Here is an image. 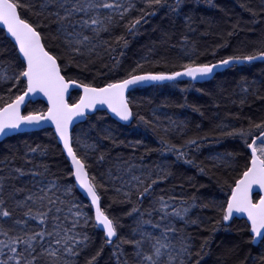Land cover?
<instances>
[{"label":"snow or ice","instance_id":"1","mask_svg":"<svg viewBox=\"0 0 264 264\" xmlns=\"http://www.w3.org/2000/svg\"><path fill=\"white\" fill-rule=\"evenodd\" d=\"M201 4L218 8L215 0H0V137L48 138L0 153V264H206L216 233L237 218L248 250L226 245L217 264H264V111L243 112L264 102V67L260 79L241 76L231 89L196 86L264 65V27H254L264 24V0H239L252 19L229 21L211 49L193 39L213 34L196 16ZM161 13L167 25H153ZM146 25L157 38L129 57ZM241 32L254 35L233 47L228 38ZM180 83L228 109L206 116L180 105L208 119V131L197 123L192 133L188 120L162 114L167 104L141 114L132 99L138 89ZM124 127L151 133L155 147L121 139ZM227 140L234 147L199 161L203 147ZM123 148L127 156L115 151ZM180 165L213 180L224 197L201 193L192 177L174 183Z\"/></svg>","mask_w":264,"mask_h":264},{"label":"trees","instance_id":"2","mask_svg":"<svg viewBox=\"0 0 264 264\" xmlns=\"http://www.w3.org/2000/svg\"><path fill=\"white\" fill-rule=\"evenodd\" d=\"M215 2L218 5V8L212 9L203 6L202 4L197 7L196 9V16L204 17L206 20L211 22L213 27L211 28V32L213 34L201 36L199 33L195 34L193 36V39H195L198 43V46L201 49H211L216 44L221 43V40L216 33H221L226 37V30L229 28L230 24L229 21L235 22L237 19H240L243 21H250L252 18L250 15L245 12L243 9L239 7V0H215ZM189 7H193V5H189ZM163 13H161L160 16H157L153 18L152 24H165L167 25L166 20H162L161 16ZM179 23L182 24V21ZM246 28L253 27L251 24H244ZM146 28H148V33L145 35H142L138 37L136 40H134L128 50V56L134 57L139 54L142 47L149 43L151 40H154L157 38L158 33H152L151 32V25H146ZM201 31H203L207 25H201ZM257 31L264 27V24H256L254 26ZM254 35V33L249 32H241L239 36H234L230 39L231 44L233 47L237 46L240 41H245V37ZM246 42V41H245ZM233 51V48H221L219 49V54L216 57V59H219L221 56H225L228 54H231ZM207 60H212L213 58L209 55L205 57ZM264 67V65L257 64L254 67H244L242 69H237L235 71H221L216 80L210 81V82H204L199 83L196 86L203 88L206 90V92H215L217 91V86L220 84H224L226 87L231 89V87L235 84L236 81H238L241 76H247L249 79L255 78L260 79V68ZM184 83H180L175 87L176 89H180L184 87ZM168 86H159L157 88L153 87H147L145 89H138L135 94L133 95L132 99L136 104L141 105L139 108V111L141 114H144L146 116L151 115V109L155 108L161 104H167V107L160 108L159 111L163 113H167L169 116H173L174 118L178 119H186L190 122L191 128L190 131L192 133L196 132L195 125L197 123H200L203 127L204 131H208L210 125L208 119L205 117H201L198 113L193 112L191 107H180V105H198L201 107L202 111L205 112L206 116H211L213 112L219 111L221 114H223L226 110L224 107H221L220 109H215L210 107V97L209 95L202 94L200 92L195 91V94L192 96H189L187 98L179 96L178 93H166L164 94L165 88ZM78 99L77 92H73L70 96V100L75 101ZM44 103H34L30 104L28 108L25 109V111L29 110L30 108H41L44 107ZM231 111L235 112L238 111L236 108H231ZM264 111V102L256 100L253 103H251L250 107H245L243 109V112L245 115H259L260 112ZM119 135L121 139L124 140H136V139H143L146 144L149 146L155 147V139L151 135V133L145 132L142 128H135V127H124L119 130ZM47 136L45 133L40 132L38 134L34 135H19L14 136L5 139L0 143V153H4L7 151V145H18L19 147L23 148V142L27 140L28 142L35 141L37 143L40 142H47ZM234 147V142L227 140L222 144H208L205 147H203L200 150V153H198L199 161H204L205 164H209V161H207L206 157H208L210 154L216 153V152H223L225 149H231ZM116 152H123L125 156H127L130 153V149L123 148V149H116ZM141 153H143V149L140 150ZM60 159L59 155H55L51 158V162L54 165L55 170V161H58ZM150 160H156L157 157L155 154H152L149 157ZM180 165L177 169L178 176L175 178L174 183H178L181 180H187L188 177L193 178V183L196 185V188H199V191L205 195H214L217 198L222 199L224 197V193L220 191L218 186L213 182V180H210L207 176L199 175L197 170L195 168H189L188 166ZM200 185H205V187H200ZM196 188L190 189V191H196ZM243 221H237L233 223L232 230L225 232L227 235L221 236L218 232L215 235L214 241L212 243V251L209 256L206 257V264H217L219 254L224 250V247L226 245H232V244H238L240 246L241 255L244 254L248 250V244L245 242L247 234L242 233L239 231L240 227L242 226ZM207 235V233H205ZM107 257V253L105 254V258Z\"/></svg>","mask_w":264,"mask_h":264},{"label":"bare ground","instance_id":"3","mask_svg":"<svg viewBox=\"0 0 264 264\" xmlns=\"http://www.w3.org/2000/svg\"><path fill=\"white\" fill-rule=\"evenodd\" d=\"M202 83H204V82H202ZM199 84V83H198ZM185 87V86H184ZM184 87H182V88H180V89H176V88H173V87H166L165 88V90H164V94H166V93H178L179 94V96H181L182 98L183 97H185V98H187V97H189V96H192L193 94H195V92L193 91L194 89H190L189 91H187V92H182L181 91V89H183ZM145 88H147V87H144V88H141V89H145ZM34 104V103H33ZM12 137H14V136H12ZM4 141V140H3ZM1 143V142H0ZM185 167V166H184ZM190 167H187V169H189ZM258 198V197H257ZM237 221H243V220H241V219H237ZM220 235L221 236H224V235H227L226 233H224V232H221L220 233Z\"/></svg>","mask_w":264,"mask_h":264},{"label":"water","instance_id":"4","mask_svg":"<svg viewBox=\"0 0 264 264\" xmlns=\"http://www.w3.org/2000/svg\"><path fill=\"white\" fill-rule=\"evenodd\" d=\"M199 83H202V82H199ZM75 91L78 92V90H73V91L71 92V94H72L73 92H75ZM42 103H44V104L46 105V101H42ZM10 137H12V136H10ZM10 137H0V142H2L3 140H5V139H7V138H10ZM237 219H239V218H237Z\"/></svg>","mask_w":264,"mask_h":264}]
</instances>
